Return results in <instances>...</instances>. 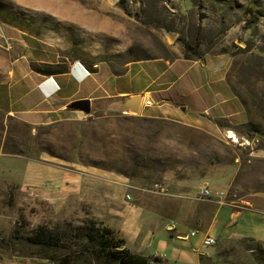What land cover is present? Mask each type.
I'll use <instances>...</instances> for the list:
<instances>
[{"label":"rangeland","instance_id":"rangeland-1","mask_svg":"<svg viewBox=\"0 0 264 264\" xmlns=\"http://www.w3.org/2000/svg\"><path fill=\"white\" fill-rule=\"evenodd\" d=\"M27 34L54 45L66 64L230 55L228 75L247 122L235 128L243 144L220 145L221 165L229 167L227 199L264 190V0H0V44L6 36ZM13 88V82L0 83V96ZM201 136L109 109L33 131L0 119V156L6 160L0 174V254L36 264H114L98 252L99 238H87L91 221L106 226L99 211L54 210L25 199L20 165L26 158L111 169L141 189H159L154 182L164 183L174 172L188 175L197 154L206 152L191 143ZM39 225L56 232L59 241L49 246L29 240ZM261 249L251 242L231 247L229 260L264 264Z\"/></svg>","mask_w":264,"mask_h":264},{"label":"crops","instance_id":"crops-1","mask_svg":"<svg viewBox=\"0 0 264 264\" xmlns=\"http://www.w3.org/2000/svg\"><path fill=\"white\" fill-rule=\"evenodd\" d=\"M4 40L0 83L14 85L10 93L0 96L4 122L18 121L33 131L109 109L201 133L191 143L206 150L197 154L188 175L174 172L164 183L154 182L159 189L149 190L119 171L26 158L20 165L25 199L48 203L54 210L99 211L103 224L116 230L131 252L158 256L154 264H236L229 260L231 247L250 240L264 246V190L227 199L229 167L221 165L220 145L243 144L235 128L247 122L244 103L228 75L230 55L102 60L91 65L74 59L66 64L54 45L32 35ZM50 66L65 69L48 73ZM135 95L141 96L138 114L118 106ZM83 99L90 102L89 113L72 106ZM145 100L152 104L145 106ZM5 164L0 156V174ZM204 189L209 195L200 194ZM207 236L215 243L204 244ZM0 256V264H36Z\"/></svg>","mask_w":264,"mask_h":264},{"label":"trees","instance_id":"trees-1","mask_svg":"<svg viewBox=\"0 0 264 264\" xmlns=\"http://www.w3.org/2000/svg\"><path fill=\"white\" fill-rule=\"evenodd\" d=\"M189 49V45H185ZM65 66H50L46 68V72L55 73L63 72ZM147 120V119H145ZM91 226L86 228L87 238L94 242L99 238V251L103 253L105 260L114 264H154L155 261L159 260L158 256H145L143 254L131 252L125 245V239L114 229L103 226L102 228L96 227V223L91 221ZM80 230H83L81 228ZM57 233L47 228L44 225H39L37 229L33 230L29 240L35 243H41L44 245H52L56 241H59V237H56ZM256 245H261L255 241H251ZM262 246V245H261ZM87 250V249H86ZM260 252L263 253L262 249Z\"/></svg>","mask_w":264,"mask_h":264},{"label":"water","instance_id":"water-1","mask_svg":"<svg viewBox=\"0 0 264 264\" xmlns=\"http://www.w3.org/2000/svg\"><path fill=\"white\" fill-rule=\"evenodd\" d=\"M141 96L135 95L121 101L118 106L122 109L128 110L133 114H138L140 106ZM73 107L79 108L85 113L90 112V102L87 99L77 100L72 104Z\"/></svg>","mask_w":264,"mask_h":264},{"label":"built area","instance_id":"built-area-1","mask_svg":"<svg viewBox=\"0 0 264 264\" xmlns=\"http://www.w3.org/2000/svg\"><path fill=\"white\" fill-rule=\"evenodd\" d=\"M143 104L145 106H149V105L152 104V101L151 100H145L143 102ZM209 193L210 192L207 189H204L203 191L200 192V194H203V195H209ZM222 194H223L222 192H219V196H222ZM126 197H128V195H126ZM221 202L223 203V201H221ZM194 234H195L194 232L190 233L191 236L194 235ZM203 243L206 244V245H212V244L215 243V240H214V238H212L210 236H207V237L204 238Z\"/></svg>","mask_w":264,"mask_h":264},{"label":"bare ground","instance_id":"bare-ground-1","mask_svg":"<svg viewBox=\"0 0 264 264\" xmlns=\"http://www.w3.org/2000/svg\"><path fill=\"white\" fill-rule=\"evenodd\" d=\"M229 136L232 137L233 139L236 138L235 134L233 132H229Z\"/></svg>","mask_w":264,"mask_h":264}]
</instances>
